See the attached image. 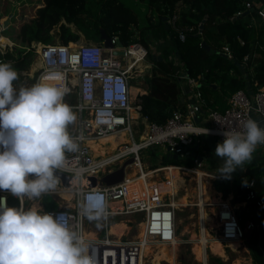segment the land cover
Instances as JSON below:
<instances>
[{"label": "built area", "instance_id": "2783aa9c", "mask_svg": "<svg viewBox=\"0 0 264 264\" xmlns=\"http://www.w3.org/2000/svg\"><path fill=\"white\" fill-rule=\"evenodd\" d=\"M251 1H245V8L237 12L241 15L245 10H253ZM258 14L264 19V8L258 10ZM178 12H175L169 19L173 28L176 29L182 39L187 31H192L193 27L177 24ZM4 23V21H1ZM6 28L0 27V51L2 54L12 49L15 42L7 35L3 34ZM7 37L9 43H3L2 38ZM118 36H112V42L117 45ZM40 41H38L39 43ZM36 41L32 42L28 49H35ZM72 42L64 44L62 42L40 43L37 53L42 66L38 73L41 76L56 70L63 74L64 84L68 87L69 96L73 91V84L68 79V73L76 74V100L68 103L77 113V121L71 125L70 131L79 143V150L75 153H68L69 166L59 170L71 176L68 185H65L60 178L55 191L43 193L40 197L29 199L25 196L18 199L8 191H0V199L11 206L10 198L15 199L19 208L36 207L43 211L59 214L66 213L70 217V223L74 228L81 231L93 244L96 264H148V256L143 254L145 245L156 247L159 243L175 245L178 243L176 225L179 221L178 211L180 205L175 192H163L160 180L152 175L148 176V184L143 191V195L134 192L131 194L129 187V170L138 168V172L145 170L142 162L141 152L149 147L161 145L175 153H182L185 147L194 143L201 135L206 134L214 137V142H222L223 130L239 128L248 118L257 120L264 126V85H257V89L249 94L245 89L234 92L228 99V108L224 111L208 108L202 114L206 101L202 94V78H192L185 73L180 75L181 79H186L187 83L194 89L195 101L188 104L185 110L176 109L173 115L165 124L148 122L145 134L136 137L134 111L140 112L142 105L140 99H133V71L139 70L138 65L131 66L129 56L132 49H136L142 60L146 59L148 49L141 42L125 45L124 55H117L115 48H106L101 42ZM259 43V42H258ZM264 48V45H262ZM223 52L228 57H232V51L228 44L223 47ZM247 59V57H246ZM3 61V59H0ZM65 97V98H66ZM200 117L197 123L194 116ZM123 134V139L117 141L115 149L107 153L96 154V150L91 145V141H100L103 137L110 135L119 138ZM130 137L125 138L126 135ZM107 143L102 144L105 145ZM259 147V146H258ZM134 157V161L126 166V176L124 181L113 185H100L99 180L108 172L119 168L127 159ZM197 165L201 162L196 160ZM186 167L181 165H167L148 172L153 174L163 170L162 168L175 166L180 171L196 172L199 167ZM92 176L97 177L96 185H93ZM219 178V175H212ZM253 186V182L251 183ZM201 183L197 181V189ZM46 195L52 196L59 205L57 208H47L43 203ZM89 197H101L106 203V213L103 223L104 233L96 238L88 235L91 229L90 219L82 212L83 206ZM248 200H256L259 206H264V194L257 196L256 191L251 188L247 196ZM199 202L196 203L200 206ZM38 204V205H37ZM244 204V203H243ZM246 205V202H245ZM208 207L213 208L217 227L212 229V216L203 221L199 217V230L206 232L207 241L204 245L202 263L207 264L209 246L213 239H219L222 244L229 245L230 241L242 240L245 238V230L235 211L233 204L227 199H220L218 202L207 201L204 205L206 213ZM142 214L143 235L138 234L133 238L114 237L110 233V218L116 216ZM259 225L250 222L248 229H254ZM202 234V233H201ZM215 234V235H214ZM181 241V240H180ZM183 241V240H182Z\"/></svg>", "mask_w": 264, "mask_h": 264}, {"label": "trees", "instance_id": "16d2710c", "mask_svg": "<svg viewBox=\"0 0 264 264\" xmlns=\"http://www.w3.org/2000/svg\"><path fill=\"white\" fill-rule=\"evenodd\" d=\"M245 1L0 0V21L9 19L8 27L17 31L13 39L10 38L15 41L16 37L24 43L23 48H8L5 54L0 51V59L11 62L15 69H27L34 50L28 46L33 41L52 43L55 36L51 31L57 25H60L59 35L64 44L78 41L79 30L94 39L100 36L103 27L110 35H117L126 46L138 42L134 28L142 27L145 38L149 39V43L144 41L148 49L146 58L153 65L147 69L146 75L149 91L139 96L142 116L149 122L165 124L176 109L185 110L181 95L187 86L178 73L186 72L192 78H202L204 109L224 111L234 92L240 89L248 91V82L253 90L257 89L256 83L264 85V24L259 28L251 25V19L259 16L258 10L264 5L258 2L256 6L251 1L254 9L237 15L245 8ZM146 6L149 16L147 23L142 24V11ZM175 12L179 15L177 24L193 27L192 31L185 33L184 39L169 21ZM70 24H75L78 30L72 29ZM204 41L211 46L210 50L203 45ZM150 42L156 43L161 58L154 53ZM226 44L232 51V57L223 52ZM157 147H150V150L154 153ZM196 160L197 156L180 160L165 154L162 164L150 169L167 165L194 167ZM213 185L224 196L233 194L235 203L246 202L236 212L245 230H248L250 222L259 225L253 229L249 247L254 264H264V206L247 198L251 188L258 197L264 194V156L254 158L241 174H232L230 179L219 177ZM219 197L220 193H216L214 200H219ZM10 203L18 206L13 198H10Z\"/></svg>", "mask_w": 264, "mask_h": 264}, {"label": "clouds", "instance_id": "9594fccd", "mask_svg": "<svg viewBox=\"0 0 264 264\" xmlns=\"http://www.w3.org/2000/svg\"><path fill=\"white\" fill-rule=\"evenodd\" d=\"M18 79L13 65L0 61V191L32 199L56 190L58 171L69 166L67 154L79 150L70 131L78 116L65 100L69 89L61 72L50 71L19 88ZM222 135L215 148V155L223 158L218 175L230 179L264 145V126L250 117ZM82 212L99 219L106 213V203L89 197ZM0 264H96V260L91 240L72 226L66 213L9 206L0 199Z\"/></svg>", "mask_w": 264, "mask_h": 264}, {"label": "rangeland", "instance_id": "374dc122", "mask_svg": "<svg viewBox=\"0 0 264 264\" xmlns=\"http://www.w3.org/2000/svg\"><path fill=\"white\" fill-rule=\"evenodd\" d=\"M145 8L146 9H144L142 11V21H141L142 24H144V22L147 21V17L149 16L148 15L149 9L147 6ZM63 21H65V20H63ZM70 25H71L72 29L78 30V27L75 24H70ZM0 27H3V22H1V21H0ZM141 28L142 27H135L134 28L135 29V35L138 34V32ZM59 31H60V25H57L56 27H54L52 29L51 32L54 34L55 37H54V39L51 40V42H61ZM79 32H80V39L77 42L85 43V42H88L90 40H96L97 42L100 41L99 40L100 36L95 37L93 39L85 31L79 30ZM15 33H17V31H15L13 27H8L6 30L3 31V34L8 35L11 38L13 37V34H15ZM135 38L137 39V35L135 36ZM14 40H15L14 41L15 44H14L13 48H15V49L23 48V46H24L23 42H21L19 39H16V37H14ZM72 42H76V41H72ZM39 43H43V42L40 41ZM39 43H38V41H36V43H35V49L33 50V54L31 56V62L29 64L28 68L23 69V70L16 69L19 73V79L17 81H15V85L17 88H19L21 86H30L37 81L38 73L41 70V66H42L41 60H40L39 55L37 53V49H39ZM154 45L155 44L153 43L152 46H154ZM150 46H151V44H150ZM152 50H154V48H152ZM148 62H150V60L148 58L144 59L142 61V63H143L142 66L138 67L139 70H134L133 71L134 73H132V75H133V79H132V82H133V88L132 89L133 90L132 91H133L134 101L139 99L138 94H140L139 93L140 90L138 89V87L146 86V84H147V82H146L147 76L146 75H147V69L149 67V66H147ZM145 64H147V65H145ZM72 84L75 85V81H73ZM65 100L67 103L75 102V100H76L75 89H73L72 94L67 96L65 98ZM134 130H135L136 137H139L140 135L145 134L146 124L143 122L142 123L136 122ZM129 137L130 136L127 134L125 138L128 139ZM116 140L118 141V140H122V139L116 138ZM106 143L107 144H105L103 146L101 145V148L106 149L107 153H109V150L111 149L113 142L108 141ZM166 152H167V149L161 145H158V147L154 153L150 150V147L142 150L141 156H142V162H143V166H144L145 170H152V169H150L151 167H153L155 165H161L162 164V162H161L162 156L165 155ZM198 153H202V150H199ZM261 156H264V145H260L259 147H257V149L253 155V159L256 157H261ZM207 160H209V159H206L205 161L201 162L202 163L201 166L197 165V167H199V170L205 171V172L212 174V175H218V169L223 163V158L221 157L219 160H216L214 162H210ZM247 164L248 163H245V165H243L242 168H238L232 174H235V175L241 174L246 169ZM160 167H163V166H159L157 168H160ZM129 171L130 172L132 171L131 173H129L131 175L134 172L133 169H130ZM181 172H182V170H181ZM154 175L157 179L163 180V179L167 178L165 181L166 182L169 181V176H168L167 170H165V171L160 170L159 172L153 174L152 177H154ZM182 175H183L182 176L183 179L179 180L177 182L178 183L177 198L184 196V195H187L188 196V204L183 205L180 208V210L178 211V219H179V221H178V233H179V238L183 239L184 241H187V242H184L180 245V248L178 250L179 251V261L181 262V264H199V262L196 258L197 255L195 254L196 253L195 247L197 245V243H195V241H197L196 238L201 234L200 230H199V217H200L199 212L200 211H199V206L196 205V203L199 202L198 189H197V181L199 180V174L196 172L183 171ZM203 179H204L206 184H208L209 186L211 185L210 187L213 188L212 193H210V194L206 193V199L208 201L209 200L214 201L215 195L217 193L215 190H217V189L214 187L213 181L217 178H215L214 176H204ZM165 181H162V182L166 183ZM46 198L48 200H53V197L50 195H47ZM233 198H234L233 194H229L228 196H225V199L230 200V202L233 204V207L236 211L240 208L241 205L238 203H235L233 201ZM207 210L209 211L207 213L208 216H212V223L210 224V226L212 229H215L217 227V223L215 221L214 213L212 212L213 208L208 207ZM122 218L123 219H121V220H125V222L129 224V228H128L124 238L136 237L141 230V221L143 219L142 215L141 214L125 215ZM89 221L91 222L92 226L98 227V226H100L102 219H100V218L99 219H90ZM186 229L188 230V232H185ZM232 247H227V249H226L227 256L226 257L223 258L219 255L217 257H220L223 262H226L229 264H236V263L238 264L240 261L237 260V258L242 260L246 254L244 252L245 250L241 249L240 252H234ZM209 260H210L211 264H220L217 261L212 260L210 258H209Z\"/></svg>", "mask_w": 264, "mask_h": 264}, {"label": "bare ground", "instance_id": "6f19581e", "mask_svg": "<svg viewBox=\"0 0 264 264\" xmlns=\"http://www.w3.org/2000/svg\"><path fill=\"white\" fill-rule=\"evenodd\" d=\"M39 45H40V43H39ZM72 45H76V43L72 42ZM139 56H140L139 52L136 49L133 48L132 49V53L129 56V60L131 61L130 63H131L132 67L135 64H137L138 67L142 66V64H143L142 61L143 60ZM68 79H69L70 83H73V81H76V74L73 73V72L68 73ZM73 89H75V94H76V90H77L76 89V84L73 85ZM133 114L137 115V113H135V112H133ZM119 138L123 139V134H121ZM108 141H112L113 142L110 150L115 149L118 143H117V140H116V136H114V135L103 137L98 142H96L94 140V141H91L90 143L93 146V148L96 150V154H98V153L104 154L105 153V149L101 148V145L106 143V142H108ZM162 169L164 171L167 170L168 171V176H169V181L168 182L165 181L166 183H164V182L160 183L161 186H162V189H163L162 191L164 193L167 192V191L172 192V193L173 192L177 193V187H178V183L177 182L179 180L183 179V177H182L183 176L182 175L183 171L181 172L180 168L175 167V166H169V167H165V168H162ZM133 171L134 172H133L132 175L128 174L129 187H130V191H131L130 195L132 196V194L134 192H137V193H140V195H143V191L145 190V188H146V186L148 184V176L149 175H153V172H148L147 170H143V172L140 173V172H138V168H133ZM198 174H199V181L201 183V187L199 188V191H198V196L200 197V206H201V208L199 209V211H200L199 215H200V219L201 220L206 221L207 219H209L208 214L204 210V205L208 201L206 199V193L207 194L212 193L213 192V188L210 187L211 185L209 186L208 184L205 183L203 177L204 176H212V174H209V173H207L205 171H202V170H198ZM176 201L180 205H187L188 204V196L187 195L181 196V197L177 198ZM218 201L219 200H217L215 202H218ZM126 228H127V224L124 221H121V222H119L117 224H114L110 230H111V233L117 234L119 236V235L123 234V230L126 229ZM176 232H177V239H180L179 238V233H178V223L176 225ZM185 232H188V230L186 229ZM201 233L202 234H200L196 238L197 241H195V243H197V245L195 247V251H196V254H197L199 259H202V257H203L204 245L206 244V241H207L206 232H204V230H202ZM139 234L141 236L143 235V225H141V230H140ZM89 235H93V233H91ZM211 245H212L213 251H216L217 253H220L221 255L224 254V248H223V245H222V243H221V241L219 239H213ZM230 245L233 246V247H239L238 246L239 244L237 243V241H230ZM173 247H177V245H174ZM173 247L168 245V244H164V243L157 244V246L155 248H153L150 245H145L144 248H143V254L146 256V255L151 254L152 251H154V252H156L155 253L156 254L155 264H159V262H160L159 260L160 259L162 260V258H165V257L168 259V261H170L172 264H174L175 258H176V256H175L176 252L174 253L175 248H173Z\"/></svg>", "mask_w": 264, "mask_h": 264}, {"label": "crops", "instance_id": "0c3cea01", "mask_svg": "<svg viewBox=\"0 0 264 264\" xmlns=\"http://www.w3.org/2000/svg\"><path fill=\"white\" fill-rule=\"evenodd\" d=\"M245 1V0H244ZM251 1H254L255 2V5L257 6L259 3L258 2H261V1H259V0H251ZM263 4V3H262ZM147 23V21L146 22H144V24H146ZM263 24H264V19L259 15V16H257V17H254L253 16V18L251 19V25H253L254 27H257V28H259V27H262L263 26ZM138 32V31H137ZM137 35V39H138V42H141L143 45H144V41H147L148 43H149V39H146L145 38V35L143 34V30H142V28L139 30V32H138V34H136ZM135 35V36H136ZM90 41H94V42H96V40H90ZM162 40H160L159 41V43L161 42ZM89 42V41H88ZM150 44H151V47L152 48H154V53L156 54V55H158L159 57H160V54H161V52L160 51H158L157 49H156V43H154L155 45L154 46H152L153 45V43L152 42H150ZM145 65H147V64H145ZM147 66H149L150 68L153 66L152 65V63L151 62H148V65ZM148 67V68H149ZM187 76V75H186ZM182 81H183V83H185V85L187 86V89H186V91L184 92V94H182L181 96H182V100L184 101V105H185V107L187 108V106H188V104H192L194 101H195V95H194V89L192 88V86L191 85H189L188 83H187V81H186V79H182ZM147 82V81H146ZM138 89L140 90L139 91V93L140 94H138V97L140 96V95H142V94H145V93H147L148 91H149V85H148V83L146 84V86H140V87H138ZM185 108V109H186ZM135 113H137V115H134V117H135V121L136 122H143V123H145V124H147L149 121L147 120V118H145V117H143L142 116V113H141V111L140 112H137V111H134ZM215 143V142H214ZM215 145L217 146V144L215 143ZM217 193H220V197H219V199H222V197H223V199H225V196H224V194L221 192V191H218V190H215ZM47 196V195H46ZM46 196L43 198V203H44V205H46L47 206V208H57L58 207V205H59V202L60 201H56L54 198H53V200H48L47 198H46ZM228 200V199H227ZM228 201H230V200H228ZM244 203V204H243ZM243 203H238V204H240L241 206H244L245 205V202H243ZM38 205V204H37ZM240 206V207H241ZM142 215V214H141ZM123 216H116V217H111L110 218V229L112 228V226L114 225V224H117V223H119V222H121V221H124L125 222V220H121V219H123L122 218ZM142 217H143V215H142ZM100 219H102V222H101V224H100V226H98V227H95V226H92V224H91V222H90V227H91V229L92 230H90L89 231V233H88V235L89 234H91V233H93V235H89L90 237H93V238H96V237H98V236H100V235H102L103 233H104V229H103V223H104V217H101ZM114 223V224H113ZM126 223V222H125ZM113 224V225H112ZM127 224V228L126 229H124L123 230V234L122 235H117V234H114V233H112L113 235H114V237H117L118 236V238H120V237H122L123 235L125 236L126 235V232H127V230H128V228H129V224L128 223H126ZM109 229V230H110ZM94 231V232H93ZM110 233H111V230H110ZM181 240V241H180ZM183 239H179V241H178V243L177 244H175V245H177V247H173L174 245H170V246H172L173 248H175V250H174V253H175V256H176V258H175V262H174V264H181V262L179 261V248H180V245L182 244V243H184V242H187V241H182ZM239 241V242H238ZM212 243V242H211ZM237 243L239 244L238 246L239 247H232L231 245H230V243H229V245H224V244H222L223 245V248H224V254L223 255H221L220 253H217L216 251H213V249H212V245L210 244V246H209V253H208V258H207V264H211V263H209L210 262V260H209V258L210 259H212V260H215V261H217L218 263H220V262H223L222 261V259L220 258V257H217L218 255L219 256H221V257H226L227 256V252H226V249H227V247H232L233 248V250H234V252H240L241 251V249H243V250H245L244 252L246 253L245 254V256H244V258L242 259V260H240L239 258H237V260H239L240 262L238 263V264H254V257H253V255H252V252H251V249H250V247H249V243L250 242H247V240H246V237L244 238V239H242V240H237ZM178 249V250H177ZM195 252V251H194ZM216 252V253H215ZM154 254V255H153ZM177 254V255H176ZM196 254V253H195ZM197 255V254H196ZM146 256H148V259H147V262H148V264H155V257H156V254H155V252L154 251H152L151 252V254H149V255H146ZM196 258H197V260H198V262H199V264H203L202 263V259H199L197 256H196ZM203 258V257H202ZM164 259V260H163ZM220 259V260H219ZM177 260V261H176ZM160 262H159V264H172L170 261H168V259L165 257V258H162V260L160 259L159 260ZM223 263H226V262H223ZM147 264V263H146ZM221 264V263H220ZM226 264H229V263H226ZM237 264V263H236Z\"/></svg>", "mask_w": 264, "mask_h": 264}, {"label": "water", "instance_id": "95a60500", "mask_svg": "<svg viewBox=\"0 0 264 264\" xmlns=\"http://www.w3.org/2000/svg\"><path fill=\"white\" fill-rule=\"evenodd\" d=\"M263 3L264 5V0H259ZM239 16L235 17L238 18ZM9 19L4 20L3 23V27L7 28L9 26ZM101 34H100V41L106 48H115V47H119L117 49H115V53L117 55H124L125 54V50H124V43L121 41V39L118 37L117 39V45H115L112 42V35H110L105 28H101L100 29ZM2 42L3 43H9V39L7 37H3L2 38ZM203 45L206 46L209 50L211 49V46L208 45L205 41L203 42ZM161 58V56H160ZM186 74L188 75V73L186 72ZM189 77V75H188ZM248 93L252 94L253 93V89H252V85L250 82H248ZM201 113L205 114L206 111L205 109H201ZM194 119L197 123H200V117L198 115L194 116ZM214 137L210 136L208 134H203L200 136L199 139H197L194 143L189 144L185 147V151L182 153H175L174 151H171L170 147H168L167 149V156L174 158V159H184L188 156H197V160L198 162H203L206 159L212 160L213 159V155H215V148L216 145L214 143ZM199 150H202V153H198ZM134 161V157H131L129 159H127L119 168H117L114 171L108 172L105 175H103L101 177V179L99 180V184L100 185H113V184H117L120 183L122 181H124L125 176H126V166L130 163H132ZM58 175L59 177H61V179L63 180L65 185H68V181L71 178L70 175L58 171ZM91 179L93 180V185H96V181H97V177L96 176H92ZM252 232L253 229L249 228L246 233H245V237L247 242L251 241L252 238Z\"/></svg>", "mask_w": 264, "mask_h": 264}, {"label": "flooded vegetation", "instance_id": "af4514ba", "mask_svg": "<svg viewBox=\"0 0 264 264\" xmlns=\"http://www.w3.org/2000/svg\"><path fill=\"white\" fill-rule=\"evenodd\" d=\"M212 157H213L212 160H207V161L214 162V161L219 160L221 158L219 156H214V155Z\"/></svg>", "mask_w": 264, "mask_h": 264}]
</instances>
